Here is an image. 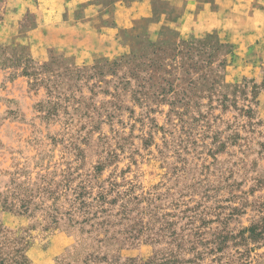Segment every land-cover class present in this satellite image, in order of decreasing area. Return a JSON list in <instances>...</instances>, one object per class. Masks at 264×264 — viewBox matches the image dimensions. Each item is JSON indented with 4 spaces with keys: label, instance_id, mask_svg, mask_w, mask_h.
<instances>
[{
    "label": "rangeland",
    "instance_id": "obj_1",
    "mask_svg": "<svg viewBox=\"0 0 264 264\" xmlns=\"http://www.w3.org/2000/svg\"><path fill=\"white\" fill-rule=\"evenodd\" d=\"M22 1L0 0V264H264V82L234 46L164 30L78 64L22 35Z\"/></svg>",
    "mask_w": 264,
    "mask_h": 264
},
{
    "label": "crops",
    "instance_id": "obj_2",
    "mask_svg": "<svg viewBox=\"0 0 264 264\" xmlns=\"http://www.w3.org/2000/svg\"><path fill=\"white\" fill-rule=\"evenodd\" d=\"M22 3L19 12L23 18L30 14L32 6L30 0ZM35 3L32 11L37 14V24L23 30L22 35H28L38 45L74 57L78 64L118 60L140 53L153 35L170 30L182 39L213 35L234 46L228 68L235 69L238 76L253 78L256 83L264 82V0H36ZM258 109L264 117V90Z\"/></svg>",
    "mask_w": 264,
    "mask_h": 264
},
{
    "label": "trees",
    "instance_id": "obj_3",
    "mask_svg": "<svg viewBox=\"0 0 264 264\" xmlns=\"http://www.w3.org/2000/svg\"><path fill=\"white\" fill-rule=\"evenodd\" d=\"M166 32L168 33V34H172V35H175V32L174 31H170V30H166ZM206 39H208V40H210V41H213V42H215V43H217V42H219V39H216L213 35H208V36H206ZM151 45V41H148V43H146V46H145V48H144V50L142 51V52H140V53H131L130 55H126L125 57H123L122 59H118V60H115V61H118L119 63H126L128 60H129V58L130 57H135V56H139L140 54H142V53H144L145 51H146V49L148 48V46H150ZM222 45H224L223 43H221V45L219 46V49H218V51L221 49V47H222ZM228 48V50L226 51V54H229V53H231V47L229 46H226V45H224V49H226V48ZM222 49H223V47H222ZM217 50V49H216ZM96 63H98V62H96ZM95 63V64H96ZM117 62H115V64H116ZM222 65H225V63L224 62H222ZM237 90V89H236ZM252 90L254 91V90H257L256 92H255V95H253V100H252V102H254V105H255V107L257 108L258 107V105H259V101H258V99H259V89H258V87L256 86V85H254V86H252ZM248 114H250V118H253L254 116H253V114H254V109L251 107V108H249L248 109ZM101 168V167H100ZM99 168V169H100ZM8 211H10V210H8ZM262 220H263V225H262V228L264 229V218H262ZM245 231H247V232H249L250 234H254L255 236H258V235H260V234H258V232L256 231V226L255 225H252V227H250V228H248V229H246V230H243L242 231V234H243V232H245ZM256 232H257V234H256ZM260 236H262V235H260ZM251 251L249 250L248 251V253H250Z\"/></svg>",
    "mask_w": 264,
    "mask_h": 264
}]
</instances>
